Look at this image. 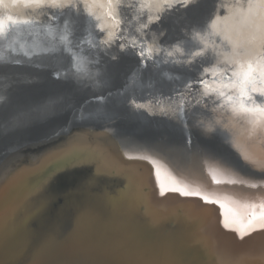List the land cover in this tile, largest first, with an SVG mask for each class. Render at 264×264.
<instances>
[{
    "label": "water",
    "instance_id": "obj_1",
    "mask_svg": "<svg viewBox=\"0 0 264 264\" xmlns=\"http://www.w3.org/2000/svg\"><path fill=\"white\" fill-rule=\"evenodd\" d=\"M223 1L148 21L124 0L108 43L79 2L46 6L0 39V264H264V165L233 147L234 94L203 93L231 74L203 43Z\"/></svg>",
    "mask_w": 264,
    "mask_h": 264
},
{
    "label": "bare ground",
    "instance_id": "obj_2",
    "mask_svg": "<svg viewBox=\"0 0 264 264\" xmlns=\"http://www.w3.org/2000/svg\"><path fill=\"white\" fill-rule=\"evenodd\" d=\"M124 0H114L112 5H108L105 0H101L99 4H93L91 0L87 3L84 0H71L73 6L79 2L84 10L90 7L96 27L103 31V40L108 43L112 41L117 33L120 26V18L118 13V5ZM143 7L147 8L148 21H154L157 18V14L162 9V4L159 0H140ZM68 2V0H65ZM223 11L222 15L215 16L213 22L211 23V34L212 39H204V47H210L215 51L218 61L223 64L232 65L235 59L230 54L233 51V45H237L249 52H255L261 48L264 44V4L258 2L249 3V0H224L223 1ZM49 6L48 0H45L43 5L34 3H25L23 0H0V20L10 17L13 20L21 21L34 18V16H39L41 10ZM51 7V6H50ZM55 8V7H52ZM37 18V17H35ZM61 25L56 26L55 23L52 25L46 24V33L48 35H53L60 33L62 29V24L66 20V17L61 18ZM24 31L29 32L33 27L29 24H24ZM20 29H13L9 25H5V33L0 35V39L4 40L8 37L13 39ZM215 33H219L216 35ZM227 36L231 40V44L228 41L222 39V37ZM217 38L218 40H215ZM90 39H87L86 46L90 47ZM207 43V46H205ZM122 43H119V48L121 49ZM225 84V83H223ZM223 91L224 93L230 92L234 94V91L225 88L221 83H212L209 88L204 87V94H218ZM229 104H227L226 109L228 111V119H238L243 128L238 127V131L233 130V147L244 156V160L259 162L264 165V128L254 129L250 123L246 120L235 116L230 110ZM237 127V126H236ZM233 128V127H232ZM250 140L256 144L263 146V150L259 152H254L250 147L251 144L247 143ZM212 158L210 160L216 161L218 156L210 155ZM221 158H225L221 156ZM215 162V164H216ZM214 164V165H215ZM227 164L216 165L214 170L215 176H218L220 169H226ZM77 184V183H76ZM88 185V184H87ZM98 187V186H94ZM264 252V250H263Z\"/></svg>",
    "mask_w": 264,
    "mask_h": 264
},
{
    "label": "snow or ice",
    "instance_id": "obj_3",
    "mask_svg": "<svg viewBox=\"0 0 264 264\" xmlns=\"http://www.w3.org/2000/svg\"><path fill=\"white\" fill-rule=\"evenodd\" d=\"M25 3H34L43 5L45 0H23ZM85 3L88 0H84ZM93 4H99L101 0H91ZM108 5H112L114 0H105ZM162 5L169 4L172 7H175L177 3H181L182 6H187V0H159ZM254 0H249L251 4ZM260 4H264V0H255ZM49 6L56 8H69L73 7L71 0L65 2V0H48ZM77 13H79V8L76 9ZM168 11H171V7L168 8ZM87 17H92L93 12L89 7L85 12ZM26 20H13L10 17L5 18L4 20H0V35L5 33V25H10L13 29L17 28L20 24H27ZM219 35V33H215ZM196 36H200V33H196ZM204 39V37H200ZM68 38L65 36L61 37V40H67ZM222 39L228 41V43H232L230 38L227 36L222 37ZM71 43V41H68ZM207 46V43L206 45ZM123 48V45H121ZM68 51H71L69 48ZM137 56L140 57L141 66H146L148 57L145 54L143 48H141L136 53ZM167 55L171 56L172 53L169 52ZM193 56L197 55V53H192ZM235 59L233 60V64L231 65V74L225 77L224 87L229 90L234 91V95L228 96L227 100L229 102V108L232 113L246 120L248 123L252 125L254 129L264 128V101L257 102L254 100V95H258L260 97H264V44L261 45V48L255 52H249L246 49H243L237 45H233V51L230 54ZM189 63H193L192 60ZM217 67L216 65H209L204 68L203 72L199 73L198 78H189L185 87L190 90H195L194 85L208 86V74L210 68ZM182 95L180 91H176L173 93L174 96ZM220 97H225V93L221 91L219 93ZM172 98V97H170ZM213 107L215 106H224L223 104L217 105L216 101H213ZM207 107V104L205 105ZM181 117H184V105L181 102L180 106Z\"/></svg>",
    "mask_w": 264,
    "mask_h": 264
}]
</instances>
